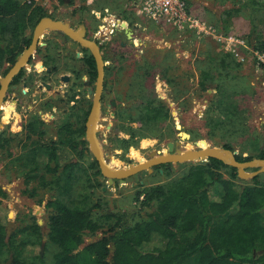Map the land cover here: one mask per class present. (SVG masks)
I'll list each match as a JSON object with an SVG mask.
<instances>
[{
	"label": "rangeland",
	"instance_id": "obj_1",
	"mask_svg": "<svg viewBox=\"0 0 264 264\" xmlns=\"http://www.w3.org/2000/svg\"><path fill=\"white\" fill-rule=\"evenodd\" d=\"M33 1L29 12L37 6L43 10L41 15L66 21L73 28L87 26L89 39L95 42L101 41L100 37L104 39L102 35L107 30L108 21L123 11L134 14L133 23H140L143 28L135 34V47H130L134 44L129 43L131 40L125 34L112 36L106 45L110 49L107 60L112 67L103 94L97 138L113 170L128 169L149 161L153 155L168 153L167 144L170 142L185 152L199 149L198 145L204 140L207 143L200 144L203 149L209 146L227 150L225 146L228 145L241 158L257 159L264 148V68L259 64L264 62L258 59V53L247 41L254 26L256 31L252 37L259 34L264 39V7L258 10L244 8L236 14L234 8L241 6L240 0H185L189 15L196 18L201 27H188L179 32L138 17L132 7L124 10L123 0ZM140 2L129 0L135 8ZM39 17L40 13L34 15L28 24L26 39L33 36ZM124 27H128L125 22L121 28ZM52 32L49 30L44 36ZM6 39L9 41L11 37ZM41 41L47 42L43 37ZM120 43L129 46L122 47ZM20 48L21 42L14 52L19 53ZM43 54V50H39V57ZM85 54L80 51L71 54L65 45L56 63L58 70L54 80L42 81L41 64L37 65V71L31 66L26 67L25 78L18 84L19 93L23 95L21 102L8 100L4 105L0 136L8 143L0 148V187L7 197H0V224L6 226L9 239L17 229L29 224L36 223L40 229L33 235L18 233L14 238V249L11 254L7 251L3 254L0 264H13L12 252L19 251L22 241L27 244L20 253L21 260L55 264L54 255L58 249L47 238L49 227L45 207L50 200L59 198L70 207L85 208L100 203L105 212L95 208L97 218L108 213L135 211L137 203L134 198L139 190L177 180L192 165L198 164L169 163L161 171L154 170L144 178L135 177L132 183L113 187L103 175H95L97 169L90 168L94 157L88 146L85 158L80 161L81 171L75 172L70 191L65 190L62 180L59 187L54 180L56 177L47 171L49 160L45 150L59 141L63 135L60 129L67 122L74 130L85 125V112L91 109L96 86L82 59ZM7 68V62H0V79ZM204 75L206 91L200 87ZM65 76H70V81H64ZM154 99L168 108L170 116L146 123L141 119L145 110L143 106ZM35 120H39L37 124L42 135H30L26 128L28 122ZM221 123L236 125L217 126ZM133 130L136 132L135 143L125 149L124 141L131 138ZM184 133L190 138H183ZM59 148L57 164L79 161L69 148ZM55 165L51 162L49 167ZM34 167L44 180L26 179L25 174ZM253 170L246 169V172L253 173ZM223 174L229 179L227 170H223ZM235 181L238 185L251 183L250 179ZM26 190L35 191L36 196H30ZM105 230L106 227L95 235H85V244L100 239ZM39 255L42 261L37 260Z\"/></svg>",
	"mask_w": 264,
	"mask_h": 264
},
{
	"label": "trees",
	"instance_id": "obj_2",
	"mask_svg": "<svg viewBox=\"0 0 264 264\" xmlns=\"http://www.w3.org/2000/svg\"><path fill=\"white\" fill-rule=\"evenodd\" d=\"M239 3L241 6L234 8L236 14L244 8L258 10L264 7V0H240ZM33 4V0H0V62L9 63L5 74L31 43V38H25V31L34 15L40 13L38 20L45 17L41 15L43 10L37 6L29 12V6ZM255 31L254 26L247 42L254 51L264 55V39L259 34L252 37ZM7 36L11 40L8 41ZM20 42V52L16 54L14 49ZM84 51L87 53L84 61L95 82L94 58L88 49ZM259 64L264 68V64ZM23 75L24 72L17 76L13 84H17ZM200 87L203 91L207 90L205 75ZM143 108L145 110L141 119L146 123L170 116L168 108L156 99L147 101ZM89 111L85 112L83 123ZM38 121L29 123L30 135H42ZM221 124L217 126L236 125ZM60 132L63 135L59 141H55L53 147H46L49 160L46 167L56 177L54 180L58 186L62 180L66 185L65 190L70 191L75 172L81 171L80 161L85 158L87 151L88 142L82 139L85 137V125L74 130L73 125L67 122ZM131 133V138L124 141L125 149L135 143L133 139L136 132L133 130ZM7 143L8 140L0 136V148H4ZM64 147L69 148L79 161L57 164V149ZM225 149L234 152L228 145ZM256 158L264 160V148ZM236 159L239 162L252 160L251 157L241 158L237 155ZM51 162L56 163L54 168L49 167ZM90 168L97 169L95 175L102 176L95 160ZM223 170H227L229 179L224 178ZM35 171L34 167L25 174L26 179L44 180ZM236 179L239 180L238 169L217 159H208L192 165L177 180L139 190L134 198L137 203L135 211L108 213L99 218L94 216L95 208L105 212L100 203L85 208L70 207L59 198L50 200L46 204L49 227L47 238L58 249L54 255L55 264H264V182L255 176L251 179L252 183L238 185ZM26 191L30 196H36L35 191ZM0 197H7L1 187ZM148 209L152 211L148 212ZM105 227L100 239L85 244V235H95ZM39 229L36 223L29 224L17 229L7 239L6 226L0 224V262L6 251L11 254L18 233L30 232L33 235ZM26 244V241H22L19 251L12 252L13 264H33L21 260L20 253ZM39 259L42 261L40 255Z\"/></svg>",
	"mask_w": 264,
	"mask_h": 264
},
{
	"label": "water",
	"instance_id": "obj_3",
	"mask_svg": "<svg viewBox=\"0 0 264 264\" xmlns=\"http://www.w3.org/2000/svg\"><path fill=\"white\" fill-rule=\"evenodd\" d=\"M52 30L66 35L72 39L71 48L77 50L79 46L88 49L96 62L97 68V80L95 86V92L93 96L92 108L89 117L86 122V135L89 142L90 150L94 156V160L97 161L99 169L102 175L108 179V184L115 187V181H119L120 186L132 183L134 176L141 174V178L146 177L149 173H152L153 168L162 164H184L189 162L203 163L208 159H217L224 162L231 168H236L239 171V178L252 179L255 176H259L261 181H264V160L254 159L249 162H239L236 159V153L231 150H221L209 147L204 150L201 145H205L207 142L202 140L200 142L199 149H191L185 152L181 150L175 151V144H168V153H163L160 156L146 161L142 164L131 166L129 169L113 170L109 168L106 158L100 147V142L97 138L99 113L101 110L102 95L105 90V61L103 54L100 50V45L92 40H89L86 36V27L80 26L79 29L74 30L67 23L54 20L52 18H44L39 21L34 30L31 45L23 52L14 66L9 72L0 80V112L3 105L4 98L9 90L14 78L28 65L31 57L35 54L38 48L39 41L43 37L44 33ZM128 37L131 38L129 32ZM114 115V114H113ZM2 125L0 124V128ZM183 138L189 139L190 136L182 134ZM246 169H259L255 173H248ZM12 216V213L9 217Z\"/></svg>",
	"mask_w": 264,
	"mask_h": 264
},
{
	"label": "flooded vegetation",
	"instance_id": "obj_4",
	"mask_svg": "<svg viewBox=\"0 0 264 264\" xmlns=\"http://www.w3.org/2000/svg\"><path fill=\"white\" fill-rule=\"evenodd\" d=\"M59 1V0H58ZM65 1V0H64ZM44 18H52V19H54V20H57V21H61L62 23H67V22H64V21H62V20H58V19H55L54 17H52V16H48V17H43V18H41L40 20H42V19H44ZM39 20V21H40ZM109 22V24H108V27H107V30H105V34H103L102 36L104 37V39H102L101 37H100V39H101V41H98L97 43L100 45V50H101V52H102V54H103V59H104V61H105V90H104V92H106V90H107V85H106V82H107V79H108V77H109V74H110V70H111V67H112V64L107 60V57H108V52H109V50L110 49H107V43H108V41H110L111 39L110 38H112V32L113 31H116V28L115 27H122L123 26V21H121V20H117L115 17H112L111 19H110V21H108ZM116 22V24L118 25H115L114 23ZM68 25H70V27L71 28H73L72 26H71V24H69V23H67ZM113 24H114V26H113ZM82 26V25H81ZM86 27V36H87V38L89 39V28L87 27V26H85ZM80 28V27H79ZM78 28V29H79ZM113 28V29H112ZM74 30H77V28H73ZM112 31V32H111ZM111 34V35H108V37H106L107 36V34ZM34 35V34H33ZM49 36H50V38H49ZM99 36H101V35H99ZM32 38H33V36L31 37V42H32ZM43 38H44V40H46L47 42L46 43H43L41 40H42V38L40 39V41H39V45H38V48L36 49V52H35V54L31 57V59H30V61H29V63H28V65L26 66V67H28V66H31L34 70L33 71H37V65H39V64H41V67L43 68V73L40 75L41 76V78L43 79L42 81H44V80H54V74H55V72L58 70V68H57V60H58V58H59V56H60V54L63 52V48H64V46L65 45H67L68 46V49H69V51H71V54H72V52L73 51H80L81 53H83L84 54V49L85 48H83V47H81V46H79V48L77 49V50H73L72 48H71V44H72V39H70L69 37H67L66 35H64V34H61V33H59V32H56V31H53L52 32V34H46V36H44L43 35ZM129 38V37H128ZM90 40V39H89ZM129 40H131L129 43H131V44H134V41H133V38H129ZM30 45H31V43H30ZM29 45V46H30ZM120 45L122 46V47H127V46H129L127 43H120ZM130 47H135V44L134 45H131ZM39 50H43V55H41L42 57H39ZM89 51V50H88ZM78 53V52H77ZM77 53H76V55H77ZM89 53H90V51H89ZM23 54V53H22ZM59 54V55H58ZM85 56H86V54H85ZM85 56L83 55L82 57V59H84L85 58ZM75 58H77V59H80V58H78V56H75ZM95 61V60H94ZM55 63V65H52V64H54ZM84 63H85V65H86V67H87V72H88V76H89V78L91 79V77H90V72H91V70H90V68L88 67V64L84 61ZM7 64H8V67H9V63L7 62ZM95 64H96V62H95ZM8 69V68H7ZM6 69V70H7ZM26 69H28V68H24L17 76H19L22 72H24V75H25V70ZM36 69V70H35ZM5 70V71H6ZM9 72V71H8ZM7 72V73H8ZM6 73V74H7ZM5 73H4V76L6 75ZM22 76V78L24 77L25 78V76ZM16 76V77H17ZM15 77V78H16ZM15 78H14V80H15ZM22 78L20 79V81L17 83V84H13V82H14V80H13V82L11 83V85H10V87H9V90H8V92H7V94H6V96H5V98H4V101H3V105H2V108H1V112H0V121H1V119H2V111L4 110L3 108H4V105L6 104V102L8 101V100H14L16 103L18 102V103H20L21 102V99H22V94H20L19 93V83L21 82V80H22ZM70 76H65L64 78H63V80L64 81H66V82H68V81H70ZM1 80V79H0ZM96 80H97V68H96ZM96 80H95V84H96ZM26 85H27V83L26 82H24L23 83V86L24 87H26ZM45 85H47L48 87H51V86H49L48 84H46L45 83ZM104 92H103V94H104ZM19 93V94H18ZM24 94L26 95H28V93L27 92H24ZM104 102V97H103V95H102V103ZM102 103H101V107H102ZM113 104H115V102H113ZM91 108H92V106H91ZM90 111H91V109H90ZM90 114V113H89ZM89 117V116H88ZM30 122H32V121H30ZM30 122H28V124H27V126H26V128H28V125H29V123ZM87 122V121H86ZM86 122H85V137L84 138H82L83 140L85 139L87 142H88V140H87V135H86ZM1 124V123H0ZM171 143V142H170ZM169 144V143H168ZM168 144H167V150H168ZM88 146H89V142H88ZM87 146V147H88ZM90 148V147H89ZM177 150H179V149H177L176 148V144H175V151H174V153H176V151ZM87 151H88V148H87ZM91 151V150H90ZM92 153V152H91ZM163 154V153H162ZM161 154V155H162ZM94 157V156H93ZM94 161V160H93ZM96 161V160H95ZM97 162V161H96ZM99 166V165H98ZM166 166H168V164H162V165H159V166H156V167H154L153 168V171H152V173H149L148 175H150V174H153V172H154V170H158L159 169V171H161L160 169L161 168H165ZM259 169H255V170H253L252 172L253 173H255V172H257ZM147 175V176H148ZM104 177V176H103ZM135 177H139V178H141V174H137L136 176H134V180H135ZM259 177V176H258ZM108 180V179H107ZM243 181V180H242ZM259 181H261L260 180V177H259ZM250 182L252 183V180L250 179ZM261 182H264V181H261ZM142 183V182H141ZM115 187H117L118 185L120 186V183H119V181H115ZM45 210H46V207H45ZM47 211V210H46ZM7 237H8V239H9V235H8V233H7Z\"/></svg>",
	"mask_w": 264,
	"mask_h": 264
},
{
	"label": "built area",
	"instance_id": "obj_5",
	"mask_svg": "<svg viewBox=\"0 0 264 264\" xmlns=\"http://www.w3.org/2000/svg\"><path fill=\"white\" fill-rule=\"evenodd\" d=\"M135 13L138 17H144L157 25L179 32L185 31L188 27H201L200 22L189 15V7L185 0H141L135 8ZM257 55L258 59L264 62V55Z\"/></svg>",
	"mask_w": 264,
	"mask_h": 264
},
{
	"label": "crops",
	"instance_id": "obj_6",
	"mask_svg": "<svg viewBox=\"0 0 264 264\" xmlns=\"http://www.w3.org/2000/svg\"><path fill=\"white\" fill-rule=\"evenodd\" d=\"M122 4L124 5V6H126L125 8H124V10H126L127 9V7L129 6V8H133V10H134V12H135V6L133 5V4H130L129 3V0H123V2H122ZM125 13V14H124ZM112 14H114V13H112ZM117 14V13H116ZM124 14V15H123ZM45 17H48V16H45ZM118 20H121V21H123V22H125V23H127V26L128 27H124V29L123 28H119V27H115L116 28V32L115 31H113L112 32V36H115L116 34L117 35H119L120 36V34H122V35H126L127 37H128V33L127 32H129L130 34H131V38H133V39H135L136 38V36H135V34L137 33V32H139V30H141V28H142V26H141V24L140 23H137V24H134L133 23V21H132V18H134V14H131V15H129V13L127 12L126 13V11L124 12H121L120 14H117V17H116ZM56 19V18H55ZM66 22V21H65ZM113 29V28H112ZM135 30V31H132V30ZM137 29H138V31H137ZM143 29V28H142ZM90 32V31H89Z\"/></svg>",
	"mask_w": 264,
	"mask_h": 264
},
{
	"label": "bare ground",
	"instance_id": "obj_7",
	"mask_svg": "<svg viewBox=\"0 0 264 264\" xmlns=\"http://www.w3.org/2000/svg\"><path fill=\"white\" fill-rule=\"evenodd\" d=\"M1 108H2V106H1ZM98 129H99V125H98V127H97ZM108 129V128H107ZM207 149H209V146H206L205 148H204V150H207ZM112 161V160H111ZM109 166V168H111L110 166H111V164L110 165H108ZM112 169V168H111ZM129 169V168H128Z\"/></svg>",
	"mask_w": 264,
	"mask_h": 264
}]
</instances>
